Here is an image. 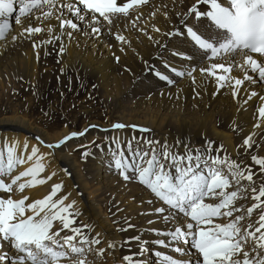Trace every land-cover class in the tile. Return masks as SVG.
<instances>
[{
  "label": "snow or ice",
  "instance_id": "snow-or-ice-1",
  "mask_svg": "<svg viewBox=\"0 0 264 264\" xmlns=\"http://www.w3.org/2000/svg\"><path fill=\"white\" fill-rule=\"evenodd\" d=\"M147 3L148 0H0V39L8 42L11 27L8 17L15 13L17 25H22V17L40 21L36 26L31 23L21 26L18 33L11 34L12 42L31 40L37 56L41 46L53 40L66 38L70 42L74 32L83 35L87 29L90 37H100L105 28L124 52L126 45L131 47V39L112 31L113 22L123 18L135 28L139 41L147 38L154 43L156 58L165 54L182 58L179 68L161 59L175 77H190L196 85L193 72L199 61L200 83L214 82L213 96L227 88L238 104L247 105L257 98L260 103L252 124L256 131L242 133L241 142L234 145L235 158L223 144L210 138H204L202 144L190 145L179 139L170 144L167 139L161 141L146 135L131 136L125 143L122 138L105 135L101 143L95 140L89 143L100 149L106 142L109 169L114 168L124 182H135L147 193L146 199L136 203L148 205L139 215L153 217L146 221L148 231L154 234L152 244L167 246L173 253L181 254L174 257L153 249L152 254L160 258L158 264H264V95L249 90L258 82L264 84V0H191L180 10L173 5L172 11L167 5L162 10L155 7L147 16L153 19L162 16L163 31L152 21H149L151 31L147 25L140 26L147 19L143 15ZM53 15L59 29L55 35L54 26L43 23ZM45 27L48 38L35 39ZM181 45L188 48L182 49ZM113 47L108 44L110 50ZM64 51L61 43L60 53ZM139 58L145 70L152 71L148 60ZM115 59L119 61L120 57ZM153 74L168 86L176 83L163 72ZM193 91L200 94L195 87ZM233 120V128L240 131V122L235 117ZM110 128L131 129L141 134L152 131L121 122L111 123ZM89 129L108 131L88 124L81 131H70L45 146L62 150L65 142L84 136ZM35 139L45 144L39 136ZM15 148V141L9 146L6 140L0 154V264H96L106 250L112 255L118 248L131 249L132 242L138 244V251L121 255L113 264H147L135 258L147 249L139 235L126 236L119 243L109 239L106 247H100L104 236L99 231L91 236L85 231L91 226L79 222L81 213L75 201L65 203L67 194L61 191L62 181L51 183L50 190L39 198L25 194L26 188L44 185L55 175H39L44 172L42 157L52 153H39L34 143L26 156L28 162L35 160V163L11 174L17 164L25 163V153L21 150L17 155ZM4 154L6 165L2 163ZM91 155L85 149L81 159ZM65 175L70 173L65 170ZM116 211L122 209L117 207ZM131 219L127 216L113 219L112 223L117 232H126L136 227L129 222ZM156 222L163 223L167 231L152 227ZM185 246L189 249L187 257L183 255Z\"/></svg>",
  "mask_w": 264,
  "mask_h": 264
},
{
  "label": "bare ground",
  "instance_id": "bare-ground-1",
  "mask_svg": "<svg viewBox=\"0 0 264 264\" xmlns=\"http://www.w3.org/2000/svg\"><path fill=\"white\" fill-rule=\"evenodd\" d=\"M190 2L191 0H148L143 15L147 16L155 7H161L162 10L164 5H167L170 11L173 10V5L175 10H180L183 4ZM15 11H18V8ZM21 19L22 25H17L15 13L10 15L8 20L11 27L8 42L5 43L3 39H0V154H3V145L6 140L9 146L12 141L16 142L17 155H20L21 150L25 153V163L17 164L11 174L22 171L29 166V163H35V160L28 162L26 156L35 143L39 153H52L51 156L42 157L40 162L44 166V172L39 175L46 176L50 173L55 175L44 185L26 188L25 194L32 198H39L50 190L51 183L62 181L61 191L67 194L65 203L75 201V207L81 213L78 217L79 222L91 226L85 231H88L90 236L97 231L104 236L100 247H106L109 239L119 243L126 236L139 235L143 242L147 241V249L137 258L145 260L147 264L159 262L160 258L152 254L153 249L174 257L181 255L173 253L167 246L152 244L154 234L148 231L149 225L146 221L153 217L139 215L148 205L138 206L136 203L141 198L146 199L147 193L134 184L135 182L125 184L114 168L109 169V157L105 155L108 152L106 142L100 149L93 147L89 142L95 140V143L99 144L107 135L109 138H122L126 143L127 138L131 136L146 135L161 141L167 139L170 144L179 139L190 145H196L202 144L204 138H210L217 144H223L227 152L235 158L234 145L241 142L242 133L256 131L252 129V124L255 123L256 109L260 101L253 98L247 105L238 104L232 99L230 90L227 88L213 96V91H216L214 82L200 83L199 61H197L196 71L193 72L196 85L190 77H175L163 66L161 59L168 60L169 64L179 68L182 58L173 57L170 54L156 58L154 43L149 42L147 38H143L142 42L139 41L135 28L123 18L113 22L112 31L122 32L131 39V47L126 45L124 52L120 51L118 43L105 28L100 37H90L88 34L90 29H87L83 35L80 32H74L70 42L66 38L53 40L48 45L41 46L38 56L33 52L31 40L11 41V34L18 33L21 26L26 27L29 23L36 26L40 23L32 17ZM149 21L156 23L162 31L164 30L162 16L158 15L155 19L147 16L144 24L140 26L147 25L148 31H151ZM43 23L45 26L49 23L54 26L53 35L59 30L55 15ZM83 27L81 25V28ZM34 38L47 39L46 27L45 31L36 34ZM61 43L65 49L63 53H60ZM110 43L114 45L111 50L108 48ZM180 47L187 49L188 45ZM116 56L120 57L119 61L115 59ZM140 56L148 60V65L153 63V67L149 65L152 71L145 70ZM62 69L64 72L82 74V78L71 85L68 92L72 104L74 103L72 119L69 120L68 125H66L67 121L60 117L61 114L56 108L50 111L51 119H54L52 122L56 124L53 129L49 128L52 122L48 121L44 115L38 114L34 118H28L18 114V111L26 105L23 93L27 87L35 85L39 75H49L54 70L62 71ZM155 71L170 75L176 83L172 86L166 85L153 74ZM27 80L30 82L27 83ZM93 85H95L94 88ZM194 87L196 92L200 93L199 95L193 91ZM249 90H255L264 95V84L258 82L257 85L250 86ZM178 97L181 98L178 99ZM234 117L242 126L240 131L233 128ZM115 122L137 124L152 131L141 134L138 131L134 133L131 129L113 130L110 124ZM88 124L99 125L101 129H108V131L105 133L99 129H89L84 136L74 137L65 142L62 150L48 149L45 146L48 143H54L70 131H81ZM37 136L45 144H39L35 139ZM133 144L135 145V141ZM85 149L92 155L81 159V153ZM180 151H183L182 146ZM96 162H98L97 165H95ZM248 162L250 163V160ZM2 163L4 165L7 163L6 154L3 155ZM65 170L70 175H65ZM117 201L120 203L117 204ZM106 207L111 209L109 214L103 209ZM117 207L122 211L117 213ZM129 214L133 215L129 222L134 223L136 227L126 232H117L112 220H122ZM152 227L167 231L161 222L154 223ZM137 251L136 242H132L131 249L127 246L118 248L112 255H109L106 250L102 257L96 259V264H113L114 259L118 261L121 255ZM188 254L189 249L185 246L183 255L187 257ZM148 258L151 260L149 261Z\"/></svg>",
  "mask_w": 264,
  "mask_h": 264
},
{
  "label": "rangeland",
  "instance_id": "rangeland-1",
  "mask_svg": "<svg viewBox=\"0 0 264 264\" xmlns=\"http://www.w3.org/2000/svg\"><path fill=\"white\" fill-rule=\"evenodd\" d=\"M149 65L153 67V63ZM81 78L82 74L79 72H64L61 70H54L53 73L49 75H39L35 85L27 87V89L23 93V97L26 100V105L22 108L21 111H18V114L24 115L28 118H34L36 115L41 114L47 117L48 121L52 122L54 121V119H51L50 111L53 108H56L57 111L61 114L60 117H63L64 120L67 121L66 125H68L69 120L72 119V109H74V103L72 104V100L71 98H69L68 92H70L71 85L77 83V81ZM27 81V83L30 82L29 80ZM63 123L64 121L62 122V124ZM55 126L56 124L52 122L49 128L53 129ZM97 164L98 162L95 163V165ZM134 184L143 188L137 183ZM103 209L107 214H109L111 210L107 207ZM128 216H131L133 218L132 214H129ZM144 243L147 245V241H144ZM148 260L150 261L151 259L148 258Z\"/></svg>",
  "mask_w": 264,
  "mask_h": 264
}]
</instances>
